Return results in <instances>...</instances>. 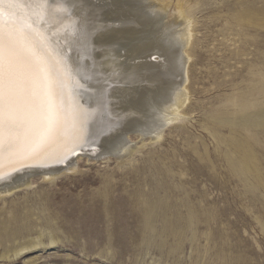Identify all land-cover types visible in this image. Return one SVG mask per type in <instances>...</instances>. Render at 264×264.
<instances>
[{"label": "rangeland", "instance_id": "374dc122", "mask_svg": "<svg viewBox=\"0 0 264 264\" xmlns=\"http://www.w3.org/2000/svg\"><path fill=\"white\" fill-rule=\"evenodd\" d=\"M160 1L191 15L181 115L0 192V264H264V0Z\"/></svg>", "mask_w": 264, "mask_h": 264}, {"label": "bare ground", "instance_id": "6f19581e", "mask_svg": "<svg viewBox=\"0 0 264 264\" xmlns=\"http://www.w3.org/2000/svg\"><path fill=\"white\" fill-rule=\"evenodd\" d=\"M102 1L48 0L46 10L38 7L43 0L4 6L0 28L6 33L17 30L23 21L41 33L47 48L40 52L42 69L54 76L67 106L79 97L87 109L89 133L103 135H92V143L59 164L50 154L33 160L26 152L0 151L2 194L29 185L26 177L35 173L57 178L78 155L97 161L95 155L107 148L101 156L106 161L110 155L127 154L133 148L129 135H121L125 130L136 128L141 137L156 140L162 127L181 115L189 98L186 74L193 36L187 9L177 10L178 19L187 20L188 25L176 33L172 24L163 29L160 12L166 7L160 0L155 1L162 9L147 0ZM33 92L40 97L39 83ZM75 134L69 124L65 143L71 144ZM62 147L55 146L53 152Z\"/></svg>", "mask_w": 264, "mask_h": 264}, {"label": "snow or ice", "instance_id": "6c2138e0", "mask_svg": "<svg viewBox=\"0 0 264 264\" xmlns=\"http://www.w3.org/2000/svg\"><path fill=\"white\" fill-rule=\"evenodd\" d=\"M20 3L21 0H0V21L4 6L13 8ZM38 7L46 10L48 0ZM19 24V29L7 33L0 28V151L26 152L33 160L50 154L58 164L63 163L92 143V135L103 133H89L87 109L79 97L71 107L66 105L54 76L42 69L40 52H47V48L41 33L23 21ZM49 37L54 43L50 32ZM22 51L27 55L22 56ZM37 83L39 98L33 92ZM69 124L76 133L71 144L65 143ZM57 145L63 147L53 152Z\"/></svg>", "mask_w": 264, "mask_h": 264}, {"label": "water", "instance_id": "95a60500", "mask_svg": "<svg viewBox=\"0 0 264 264\" xmlns=\"http://www.w3.org/2000/svg\"><path fill=\"white\" fill-rule=\"evenodd\" d=\"M137 133V129L136 128H133V129H128V130H125L121 135L123 138H125V136L128 134V135H132V134H135ZM148 133V132H147ZM106 149H103V150H100V152H98V154L95 155L96 159L97 160H102L101 156L104 155V153L106 152Z\"/></svg>", "mask_w": 264, "mask_h": 264}]
</instances>
